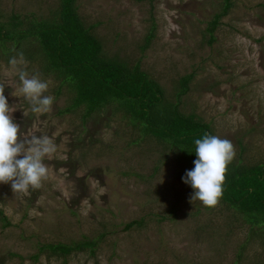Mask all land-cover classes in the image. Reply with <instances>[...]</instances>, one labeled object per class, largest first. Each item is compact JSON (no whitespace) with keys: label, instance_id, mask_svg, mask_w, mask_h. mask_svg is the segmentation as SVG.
Returning a JSON list of instances; mask_svg holds the SVG:
<instances>
[{"label":"rangeland","instance_id":"obj_1","mask_svg":"<svg viewBox=\"0 0 264 264\" xmlns=\"http://www.w3.org/2000/svg\"><path fill=\"white\" fill-rule=\"evenodd\" d=\"M221 2L77 0L76 10L103 57L139 65L166 102L176 103L180 79L192 75L179 110L230 140L235 161L264 164V0H234L210 45L207 24ZM58 3L0 0V13L5 22L13 15L40 21ZM36 49L29 39L10 54L0 51V83L21 132L49 135L58 151L45 161L53 174L40 189L24 195L0 184V211L10 224L0 221V264H264V232L250 234L243 216L223 204L191 201L180 153L147 139L114 105L86 120L82 108L64 112L71 95L65 87L57 94L59 82L43 71ZM19 53L30 75L50 82V112L32 113L20 94L9 64ZM133 221L141 225L126 230ZM82 241L96 243L94 252L65 258L39 251Z\"/></svg>","mask_w":264,"mask_h":264},{"label":"trees","instance_id":"obj_2","mask_svg":"<svg viewBox=\"0 0 264 264\" xmlns=\"http://www.w3.org/2000/svg\"><path fill=\"white\" fill-rule=\"evenodd\" d=\"M58 1L56 12L45 20L26 17L23 21L18 15H13L10 21L5 22L0 13V51L4 55L10 54L21 44H28L29 39L34 40L43 71L59 82L57 94L65 87L71 95L64 112L82 108L83 119L86 120L114 105L123 119L147 139L181 154L184 171L179 176H184L186 169L192 170L196 159L195 139L202 138L205 133L214 135L210 125L194 114L186 115L179 110L181 98L189 92L193 76L180 79L175 104L166 102L161 87L139 65L129 67L124 62L103 57L100 42L79 19L77 0ZM233 1L222 0L220 10L207 24L210 45L215 42L214 32L221 18L231 10ZM150 39L147 38L146 43ZM240 162L233 159L228 165L223 195L218 204L242 215L246 224L251 226L250 234H254L253 230L264 232V164L243 165ZM0 221L4 228L10 227L1 211ZM140 225L141 221H133L125 225V229ZM95 245L91 241L71 245L58 243L43 245L39 251L40 254L48 251L66 258L85 249L93 253Z\"/></svg>","mask_w":264,"mask_h":264},{"label":"clouds","instance_id":"obj_3","mask_svg":"<svg viewBox=\"0 0 264 264\" xmlns=\"http://www.w3.org/2000/svg\"><path fill=\"white\" fill-rule=\"evenodd\" d=\"M9 64L18 76L19 92L29 102L30 111L50 112L55 99L46 94L50 82L41 79L39 74L28 73L23 53L11 58ZM5 86L0 83V184L10 183L14 193L29 195L30 189H40L53 174L45 161L57 153L58 145L49 135L29 136L21 132L12 116L16 107H10L4 95ZM194 144V167L185 172L182 181L193 189L191 201L215 207L223 195L227 168L235 157V148L230 140L207 133L195 139Z\"/></svg>","mask_w":264,"mask_h":264}]
</instances>
